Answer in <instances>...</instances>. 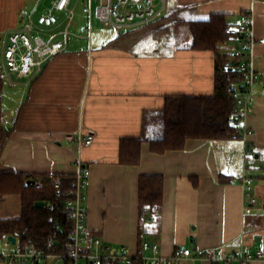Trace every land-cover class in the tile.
Here are the masks:
<instances>
[{"label": "crops", "instance_id": "obj_1", "mask_svg": "<svg viewBox=\"0 0 264 264\" xmlns=\"http://www.w3.org/2000/svg\"><path fill=\"white\" fill-rule=\"evenodd\" d=\"M53 1L0 0V36L21 30ZM85 2L71 0L69 25L65 13H55L57 24L48 33L55 34L63 49L40 73L28 82L13 76L15 87L3 75L7 94L4 102L1 98L2 119L11 135L0 172L68 179L80 159L90 170L84 191L86 247L99 239L112 251L135 256L148 244L157 246L161 257L189 249L193 259L181 264H215L218 253L225 256L246 247L262 253L252 264H264V0H163L162 16L155 22L121 30L89 27L88 36L70 37L76 16L91 26L94 13H83ZM93 6L91 0L92 11ZM251 11L254 36L262 43L254 50L258 80L251 111L241 123L246 133L228 140H187L181 151L163 154L142 143L137 165L119 164L120 142L140 138L143 116L160 111L166 97L214 92V54L190 49L191 35L186 45H178L182 30L174 35L175 28L189 31L190 22L211 15H223L235 27L241 14ZM238 46L239 39L232 37L219 52L226 55ZM224 47L227 53L221 52ZM76 131L92 136L91 144L64 141ZM143 176L162 179L158 216L140 209ZM242 178L252 180L248 191L256 199L249 214L244 212ZM20 213L19 196L0 203V219H17ZM3 243L4 238L0 252L6 250Z\"/></svg>", "mask_w": 264, "mask_h": 264}, {"label": "built area", "instance_id": "obj_2", "mask_svg": "<svg viewBox=\"0 0 264 264\" xmlns=\"http://www.w3.org/2000/svg\"><path fill=\"white\" fill-rule=\"evenodd\" d=\"M158 1L99 0L95 8V16L104 26L116 30L128 29L160 19L164 4L163 0L157 3ZM70 4L71 0H54L45 13L35 20L29 18L21 30L0 36V64L5 81L9 86H16V82L12 79L13 76L20 79L25 78L28 82L35 74L42 71L52 56L63 49L61 43L54 41L55 34H49L48 30L57 24L55 13H65L69 25L73 18ZM82 11L89 17L91 16L93 13L91 0H88V5ZM62 34L66 37L68 31L64 30ZM225 34L239 39V46L228 55L237 62L235 70L242 78L241 89L234 93L236 112L233 116L236 132L240 136L246 133L241 123L251 111L255 85L258 80L253 65L254 50L257 44L262 43V40H257L254 36L252 11L241 14L239 23L235 27L226 29ZM48 35L50 37L47 40L43 38ZM261 94H264V89L261 90ZM2 122L8 125L4 118ZM92 139V136H84L80 131L64 136L65 142L78 145H89ZM89 176V168L78 159L75 163V172L71 176V186L66 192H63L61 188V178L54 175L45 177L53 186L56 198L61 199L64 194L66 196L64 202L67 207V222L71 226V233L63 244L61 252L47 253L33 244H21L17 238H15V244H11L6 237L3 243L6 250L0 252V262L5 264H181L185 260L193 259L189 249H176L171 256L161 257L158 255L157 246L148 244H143L140 253L135 256L121 251H112L99 239L93 240L91 247H86L88 228L84 191ZM240 181L246 187L244 212L249 214L256 205V199L248 191L252 180L242 178ZM34 185L40 188L42 180L36 181ZM49 208L53 209V206L49 205ZM56 228L60 229V226L56 225ZM48 244L56 245L57 241L50 236ZM8 249L10 251H7ZM261 258V252L251 253L248 248L243 247L225 256L218 253L212 262L215 264H252Z\"/></svg>", "mask_w": 264, "mask_h": 264}, {"label": "trees", "instance_id": "obj_3", "mask_svg": "<svg viewBox=\"0 0 264 264\" xmlns=\"http://www.w3.org/2000/svg\"><path fill=\"white\" fill-rule=\"evenodd\" d=\"M190 49L210 51L214 54V92L211 96H168L163 108L143 116L142 135L138 139L122 140L118 162L135 166L140 159V146L149 145L150 151L163 154L181 151L187 140H228L239 137L233 116L236 112L234 93L241 89L242 78L236 72V61L228 54H220V46L232 38L225 34L230 28L223 15H211L206 20L188 24ZM4 89L3 71L0 65V160L10 139L11 131L2 122L1 98ZM58 177V176H55ZM42 180V186L27 184ZM71 186V178H61L63 192ZM20 198V217L0 219V239L17 238L21 244H33L47 253H59L68 240L71 226L63 197L56 198L55 191L45 177H34L17 172H0V203L8 196ZM163 199V183L160 177L143 176L139 179L138 201L140 209L158 216ZM36 202L44 208L36 209ZM53 206V209L49 208ZM60 226V229L56 228ZM52 236L56 245L48 244Z\"/></svg>", "mask_w": 264, "mask_h": 264}, {"label": "rangeland", "instance_id": "obj_4", "mask_svg": "<svg viewBox=\"0 0 264 264\" xmlns=\"http://www.w3.org/2000/svg\"><path fill=\"white\" fill-rule=\"evenodd\" d=\"M86 0H82V2H85ZM86 3V2H85ZM159 3V1L157 2ZM97 5V0H94V6H93V17H92V22H91V26H89V23H88V19L84 18L83 20L81 19L80 20V17L76 16L75 19H74V22H73V27L69 30V35L70 37H72V35H82V36H88L89 35V29L91 28V31H96L97 29H103L105 28L106 26H104L98 19H95V7ZM90 27V28H89ZM177 28V27H176ZM175 28L174 30V35L177 34V32L179 30H182L181 33H178V35L180 36L178 42L179 44L178 45H186L187 44V41L189 39V36H190V33L187 29V27H178L177 29ZM90 31V32H91ZM180 32V31H179ZM162 36H165L162 35ZM160 36V37H162ZM44 39H47L48 36H43ZM177 41V39H176ZM222 53H227L229 51V48L227 47H224L223 49H221ZM231 51L228 52V54L230 53ZM6 92H3L2 93V100L4 102V97L6 98Z\"/></svg>", "mask_w": 264, "mask_h": 264}, {"label": "water", "instance_id": "obj_5", "mask_svg": "<svg viewBox=\"0 0 264 264\" xmlns=\"http://www.w3.org/2000/svg\"><path fill=\"white\" fill-rule=\"evenodd\" d=\"M27 184H29V185H33L34 182H33V181H30V182H28ZM34 207H35L36 209H42V208H44V203H43V202H36L35 205H34ZM7 240H8L11 244H15V238H14L13 236H8V237H7Z\"/></svg>", "mask_w": 264, "mask_h": 264}]
</instances>
